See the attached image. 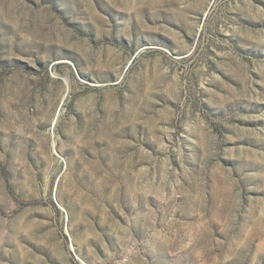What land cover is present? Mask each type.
I'll return each instance as SVG.
<instances>
[{
	"label": "rangeland",
	"instance_id": "1",
	"mask_svg": "<svg viewBox=\"0 0 264 264\" xmlns=\"http://www.w3.org/2000/svg\"><path fill=\"white\" fill-rule=\"evenodd\" d=\"M0 264H264V0H0Z\"/></svg>",
	"mask_w": 264,
	"mask_h": 264
}]
</instances>
